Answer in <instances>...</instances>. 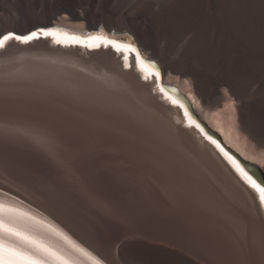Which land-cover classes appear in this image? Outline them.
Masks as SVG:
<instances>
[{"label": "rangeland", "instance_id": "1", "mask_svg": "<svg viewBox=\"0 0 264 264\" xmlns=\"http://www.w3.org/2000/svg\"><path fill=\"white\" fill-rule=\"evenodd\" d=\"M187 1L180 0L176 10ZM7 13L13 12L0 10V24ZM222 60L223 70L234 74L235 61ZM180 64L200 74V87H206L203 69ZM185 78L194 93L196 83ZM219 91L224 120L241 130L240 102L227 86ZM30 92L0 90V201L17 200L51 222L47 215L54 217L50 205H56L116 248L125 264H215L216 249L221 245L228 251L235 244L244 248V264L264 262V231L255 210L241 200L242 189L227 185L218 172L224 173L221 166L215 163L217 170L213 158L201 157L200 144L163 106L146 107L131 96L132 104L124 105L116 99L110 104L81 95ZM248 141L262 156L264 145ZM246 209L251 212L245 214Z\"/></svg>", "mask_w": 264, "mask_h": 264}, {"label": "bare ground", "instance_id": "2", "mask_svg": "<svg viewBox=\"0 0 264 264\" xmlns=\"http://www.w3.org/2000/svg\"><path fill=\"white\" fill-rule=\"evenodd\" d=\"M179 1L0 0V10L13 12L7 13V20L0 24V35L7 32L24 34L35 28L60 22L84 29L102 26L115 32L127 30L143 50L144 55H139L140 58L145 62L155 61L161 69L158 71L159 76L145 72L137 63L138 54L135 57H125L122 61L121 53L116 54L109 47L89 51L86 48L69 46V43L65 42L59 45L56 40L52 42L40 39L28 44L10 41L6 51L0 52V90L32 91L30 93L49 96L81 95L93 100L106 99L108 103L116 99L124 105V102L132 104L129 98L131 96L146 107H150L151 103L163 106L166 113L174 115L185 132L200 144L204 151L201 157L213 158L215 161L210 164L217 170V166H221L224 173L219 171L220 169L218 172L227 185L239 191L242 189L241 200L247 207L255 210L256 219L258 218L264 231V207L260 205L258 193L240 176L227 158L230 155L225 151L228 147L243 159L258 165L264 176V153L258 157L259 152L254 146H248L252 144L248 139L254 141L258 148L264 145V0H188L183 7L176 10ZM225 58L235 61L234 74L223 70L221 60ZM185 62L204 70L206 87H200L201 80L197 78L200 74L195 76L191 71L180 67V63ZM157 70L155 68V71ZM185 77L196 83V94L189 90L190 84ZM172 78L175 81H172ZM258 83H261L260 89H257ZM165 86L177 87L191 112L218 134L221 140L209 133L207 135L201 126L197 131V127L190 124L185 116V112H188L186 106L170 90H166ZM222 86H227L232 96L240 102V113L245 117L241 130L236 126V122L230 124L224 120L226 112L220 105L224 97L219 91ZM158 99L161 100L160 103L157 102ZM173 99L179 103L173 104ZM174 133L177 134L176 131ZM202 135L211 136V140L216 143H211L209 139V142L206 141ZM12 202L15 204L4 200L0 201V204L26 213L42 224H50L75 235L73 236L76 240L72 242L83 249V252L75 250L59 237L47 233L26 216L16 217L12 221L15 227L27 234L35 235L53 247L62 249L71 264H125L117 255L116 248L108 247L103 239L97 238L56 205H50L54 217L47 215L53 223L40 220L34 214L36 212L26 210L17 200L12 199ZM7 218L6 213L5 219ZM252 218L254 220V217ZM255 226H252L253 229ZM256 229L259 228L256 226ZM2 238L6 244L20 243L16 238L7 235ZM262 242L260 244H264V241ZM235 245L228 251L220 245V248L216 249L219 260H216L215 264H244V248L241 244ZM244 256L246 257L245 254ZM186 258L188 260L189 257ZM48 264H54L51 258H48Z\"/></svg>", "mask_w": 264, "mask_h": 264}, {"label": "snow or ice", "instance_id": "3", "mask_svg": "<svg viewBox=\"0 0 264 264\" xmlns=\"http://www.w3.org/2000/svg\"><path fill=\"white\" fill-rule=\"evenodd\" d=\"M44 37L52 36L56 38L58 36H63L64 40L56 39V43H62L64 41H74L83 44L85 47L94 48L98 44L94 41H105L109 43L107 38L103 35H94L89 36L85 41L81 37L72 36L68 33H61L59 29L50 28V29H38L37 31H32L28 34H16L14 32H8L6 34L0 35V52L6 51L9 46L10 41H15L20 44H28L29 42L39 39L40 35ZM110 43L113 44L120 50L124 48L125 50H133L132 45L123 44L117 45L114 41ZM137 63L140 65L141 70L149 73H154L156 76H159V72L155 71V65L150 62H145L139 55H137ZM127 67V65H126ZM147 79V77H145ZM173 104L179 103L175 99L172 100ZM182 106V105H181ZM185 116L188 118L189 123L195 125L198 129L200 125L192 120L189 113L186 111ZM201 131H203L201 129ZM206 139H209L211 143L215 144V140H211L210 137L205 136ZM219 147V145H217ZM222 151V149H221ZM227 156V154L225 153ZM229 161L236 167V170L239 172L240 176L244 181L256 192L258 193V198L260 205L264 207V186L257 183V181L240 165L232 159L231 156L227 157ZM8 214L7 220L5 219V214ZM19 216H26L27 219L32 220L35 225H38L44 229L47 233H50L60 239L64 240L67 244L71 245L75 250L83 252L78 245L74 244L71 240H68L63 233L57 230L54 226L50 224H42L40 221L35 220L31 216H27L26 213H20L18 210L7 207L3 204H0V264H48V258L54 262V264H71V261L65 258L64 252L62 249L55 248L52 245L46 243L44 239L38 238L35 235H29L25 231L15 227L12 221ZM3 235L16 238L20 243L19 244H6Z\"/></svg>", "mask_w": 264, "mask_h": 264}, {"label": "water", "instance_id": "4", "mask_svg": "<svg viewBox=\"0 0 264 264\" xmlns=\"http://www.w3.org/2000/svg\"><path fill=\"white\" fill-rule=\"evenodd\" d=\"M150 63H153L156 67V70L157 71H161L159 65L155 62V61H149ZM165 89L167 90H170L176 97L179 101H181L185 106L186 108L188 109V112L190 114V116L192 117L193 120L197 121L200 126L203 128V130L209 134H211L212 136L216 137L219 141L221 140L219 138V135L216 134L215 132H213L212 130H210L206 125L205 123L200 120L197 116H195L191 110H190V107L188 105V103L186 102V100L184 99L182 93H180V91L178 90L177 87H173V86H165ZM210 136V135H209ZM211 137V136H210ZM212 138V137H211ZM215 139V138H213ZM217 141V140H216ZM218 142V141H217ZM220 143V142H218ZM225 150V148H223ZM226 149L228 150H225L233 159H235L238 164L240 165L241 168H243L245 171H247L256 181L257 183L261 184L262 186H264V176H263V172L262 170L260 169V167L250 161H247L245 159H243L240 155H238L235 151H233L232 149L226 147Z\"/></svg>", "mask_w": 264, "mask_h": 264}]
</instances>
